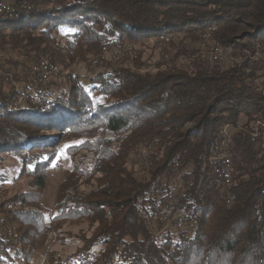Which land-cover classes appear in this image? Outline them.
I'll use <instances>...</instances> for the list:
<instances>
[{"label": "trees", "instance_id": "16d2710c", "mask_svg": "<svg viewBox=\"0 0 264 264\" xmlns=\"http://www.w3.org/2000/svg\"><path fill=\"white\" fill-rule=\"evenodd\" d=\"M0 1L12 6L0 13L3 69L21 74L31 68L21 57L69 65L103 48L161 35L203 42L212 30L204 53L172 40L173 59L187 55L188 61L158 64L156 72L117 67L110 81L93 77L92 89L72 81L69 95L47 85L39 90L42 100L24 106L17 102L30 80L18 78L21 90H0V160L17 158L20 173L32 175L38 188L0 208L9 235L0 232V245L16 243L15 261L30 264L51 234L63 239L65 224L85 222L90 233L79 234L74 255L62 261L49 251L51 264H68L73 256L80 264L90 257L92 264H264V0ZM212 41L236 60L229 66L215 61ZM97 121L116 140L85 130L96 140L85 144L95 159L81 174L75 165L79 174L63 188L52 215L40 202L55 157L46 150L63 142L50 131ZM226 125L235 167L226 189L230 202L219 192L225 176L209 160ZM140 161L145 174L136 170ZM165 193L174 194L170 212L182 214V227L154 224L155 202Z\"/></svg>", "mask_w": 264, "mask_h": 264}, {"label": "rangeland", "instance_id": "374dc122", "mask_svg": "<svg viewBox=\"0 0 264 264\" xmlns=\"http://www.w3.org/2000/svg\"><path fill=\"white\" fill-rule=\"evenodd\" d=\"M9 8L5 11H0V13L12 11L11 4L7 3ZM213 29V28H212ZM212 30H208L201 37L203 42H191L185 38V36L181 33L174 35H161V37L154 38L151 37L144 41H137L136 43H123L115 47L111 48H103L102 52H99L98 55H88L85 61H79V59H75L74 62L67 64H63L56 59H51L47 57H39V59H34L32 57H21L20 61L31 68L26 70L25 72H21L19 70H6L3 69V64H5L4 60V51L0 48V90L7 93L10 90H21L22 82L18 80V78L23 79L25 81L30 80L31 86L23 91L22 95L19 97L17 105H27L28 99H33L35 101H40L44 97H42L39 93L42 87H51L53 85V92H58L61 88L66 89L67 94L72 87V83L76 81V83H82L87 85V87L91 88L95 85L90 84V80L96 75H103V80L106 81V77L109 76V81L112 80L117 71L115 68H124V69H132L138 70L142 72L153 71L156 72L158 70V64H161V67L165 68L171 64H177L187 62L188 56L181 55L174 58V53L171 51L172 49V40L176 42L183 41L184 45L189 49L196 47V49L200 50V53H204L205 48L207 47V42L209 41ZM169 36L170 40L163 39V37ZM211 49L210 53L212 55L213 51L217 48L220 52H222L223 56H225V60L219 62L223 66H229L234 60L232 57L231 50L229 48H222L218 43H214L213 41L210 43ZM260 47H257V52L259 53ZM259 50V51H258ZM36 57V56H35ZM67 58V56H63ZM79 58V57H78ZM241 58V57H240ZM240 60V59H239ZM72 61V60H70ZM48 66V67H46ZM37 67L38 70L34 69ZM48 68V69H46ZM36 70V71H35ZM39 70L44 74H47V71H52V73H48V79H41L39 77ZM60 71V72H59ZM38 72V76H37ZM114 74V75H112ZM73 81V82H72ZM53 83H59L58 85H54ZM25 86L28 83H24ZM61 86V87H60ZM37 88V89H36ZM59 88V89H57ZM57 89V90H55ZM36 91V92H35ZM38 91V92H37ZM95 92V90L93 91ZM56 94V93H55ZM10 109H13V104L10 105ZM86 128H74L73 131L66 130L62 131H50L55 132V137L58 139L61 137L63 144L59 147L57 146L55 149L46 150V153L53 154L55 153V157L52 160L50 166L47 168V183L46 187L42 190V197L40 198L41 204L48 210L52 215L56 213V204L59 201L61 196V192L65 186L71 182V178L78 175V171L74 172L75 165L79 166L80 174L83 172V169H86L91 165L94 161L95 156L92 151L88 150L85 147L87 142L96 143L95 139H88L86 137L85 130H93L97 137L109 138L116 140L115 135H112L105 128L104 124L100 121H97L94 124H88ZM229 126H225L223 130L224 137L214 144L213 149L217 150L216 145L222 144L223 142L229 145V137L228 134L230 132ZM45 132V131H41ZM49 134V133H46ZM82 143V144H81ZM116 143V142H115ZM73 145L74 149L67 150L68 147ZM76 145V148H75ZM223 147V145H221ZM72 150V152H71ZM147 150L143 149L145 153ZM212 153H215L212 150ZM211 153V154H212ZM232 159V155H231ZM140 160V158H139ZM210 163V162H209ZM136 170L140 174H145V162L140 161L135 164ZM215 173L222 179V176L217 172L215 168H213ZM20 164L19 160L16 158H12L11 156H7L4 159L0 160V208H11V204L7 203V200L13 198L17 194H22L28 191H36L38 188L32 186L33 177L28 174V172L20 173ZM78 179V178H77ZM175 179V178H174ZM80 181V179H79ZM175 181V180H174ZM176 183L179 184V179H176ZM224 180L219 183L220 188L219 192L221 195L226 197V201L230 202L228 199L230 198L231 193L228 192L230 183L224 184ZM182 190V187H177V190ZM226 192H228L226 194ZM224 197V198H225ZM175 197L172 193H165L164 196H159L155 202L156 204V215L154 224L158 225L159 223L163 225V229L168 222L172 219L171 217H166L168 212L170 211V207H172V203L175 204ZM160 202H164L160 209H157V204ZM168 208V209H167ZM171 213V212H170ZM161 215V216H160ZM172 215V213H171ZM162 217V218H161ZM1 222V221H0ZM169 224V223H168ZM0 232L3 237L9 238L7 228L0 223ZM82 232L90 233L88 229V225L85 222H68L64 226L63 239H56V235L53 233L49 236L48 241L44 245V247L38 251H36L31 258L30 264H51L47 254L50 251L53 252L59 259H63L65 261V257L74 255L78 246L82 243L79 238V234ZM15 242H11L8 248L4 246L5 255H6V264H21L23 262L22 257L18 258L15 261L11 255H15ZM1 248V247H0ZM16 258V257H15ZM94 259V257H90L89 260ZM80 260L77 257H72L68 264H80ZM95 261V260H94ZM93 263L90 261V264Z\"/></svg>", "mask_w": 264, "mask_h": 264}, {"label": "built area", "instance_id": "2783aa9c", "mask_svg": "<svg viewBox=\"0 0 264 264\" xmlns=\"http://www.w3.org/2000/svg\"><path fill=\"white\" fill-rule=\"evenodd\" d=\"M8 8H9V5L5 1H3V3H0V11H5ZM165 39L169 40L170 37L167 36V37H165ZM212 56H213V59L215 61H218V62L225 60V56H223L222 52H220L218 49L213 51ZM46 67H48V66H46ZM34 69L38 70L37 67H35ZM46 69H48V68H46ZM48 73H52V71H47V74L46 73L44 74V71L42 72L41 70H39V77L38 78H40V80L41 79H44V80L48 79V77H49ZM112 75H114V74H112ZM37 76H38V72H37ZM107 77H109V76H107ZM229 133H232V130H230ZM221 145H223V147H221ZM215 148H217V150L213 149V151L215 153H212L210 155L209 160H212V167L215 168L220 175L225 176V183L224 184L230 183L232 180L233 173L235 171V167L232 163L229 145L228 144L225 145V143L223 142L222 144L220 143L219 145H216ZM229 201H230V198H229ZM163 205H165L164 202L158 203L157 209L161 210V207ZM166 217H171L170 219H172V220L170 222H168L169 224L167 223V225L165 227H168V226L182 227L184 224V221L182 219V214H172L171 215V213L169 211L168 215ZM5 252L6 251H4V248L1 247L0 248V264H6ZM94 260H95V258H94ZM90 261L91 260L88 261L89 264H90Z\"/></svg>", "mask_w": 264, "mask_h": 264}, {"label": "bare ground", "instance_id": "6f19581e", "mask_svg": "<svg viewBox=\"0 0 264 264\" xmlns=\"http://www.w3.org/2000/svg\"><path fill=\"white\" fill-rule=\"evenodd\" d=\"M0 3H3V2L0 1ZM165 37H167V36H165ZM165 37H163V39H165ZM169 40H170V39H169ZM105 49H106V48H105ZM217 49H219V48H217ZM59 72H60V71H59ZM36 89H37V88H36ZM35 92H36V91H35ZM37 92H38V91H37ZM0 247H4V246H1V245H0ZM7 247L10 248L9 246H7ZM90 260H91V259H90ZM91 261L94 262V259H92ZM91 264H92V263H91Z\"/></svg>", "mask_w": 264, "mask_h": 264}]
</instances>
